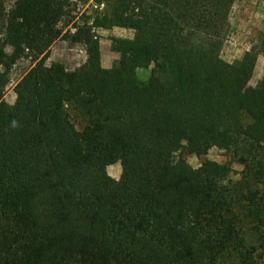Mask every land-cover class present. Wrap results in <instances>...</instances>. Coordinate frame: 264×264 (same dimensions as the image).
Masks as SVG:
<instances>
[{"label":"trees","instance_id":"1","mask_svg":"<svg viewBox=\"0 0 264 264\" xmlns=\"http://www.w3.org/2000/svg\"><path fill=\"white\" fill-rule=\"evenodd\" d=\"M77 1L0 0V264H264V76L247 91L264 37L229 63L236 0H112L74 23L85 63L49 67ZM115 27L134 37L112 38L120 59L104 68L96 30ZM28 54L37 63L9 104ZM213 148L258 186L243 200L229 166L184 157Z\"/></svg>","mask_w":264,"mask_h":264},{"label":"rangeland","instance_id":"2","mask_svg":"<svg viewBox=\"0 0 264 264\" xmlns=\"http://www.w3.org/2000/svg\"><path fill=\"white\" fill-rule=\"evenodd\" d=\"M112 0H80L74 2L73 15L76 17L70 25L60 24L59 30L62 31L59 38L50 48L46 64L51 67L59 65L68 71H73L85 63L87 59L86 50L83 44L74 42L71 37L75 33L74 23H90L95 17L109 10ZM16 0H5L7 10L11 9ZM96 34L100 38L102 65L104 68H111L119 59L120 55L111 48L112 38L134 37V31L123 28L99 29ZM264 37V2L261 0H236L229 15V27L222 46L221 56L229 62L234 63L242 60L245 53L257 49L261 39ZM7 52L11 53L12 49L7 47ZM35 55H25L19 59L13 66L9 76V83L5 90V100L13 104L16 100L15 87L18 82L36 65ZM150 68L137 70L138 79L145 82L150 77ZM264 76V55L258 57L254 76L247 86V91L255 88ZM76 120V118H75ZM187 162L194 168H198L205 160L213 161L221 165H227L231 173L227 183L232 189H236L235 195L242 198L250 187H255V183H247L248 176L245 174L244 167L234 156L218 148L211 149L206 156L197 157L195 155L185 154ZM108 173L115 179H119L122 174L120 162H116L108 167ZM250 183V184H249ZM243 200V198H242ZM247 225L250 221H247ZM251 225H249L250 227Z\"/></svg>","mask_w":264,"mask_h":264}]
</instances>
